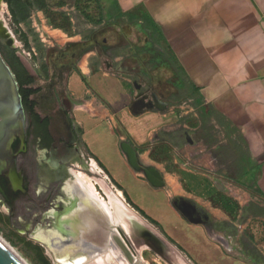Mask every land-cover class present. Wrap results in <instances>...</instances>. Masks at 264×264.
Segmentation results:
<instances>
[{
    "label": "crops",
    "instance_id": "crops-1",
    "mask_svg": "<svg viewBox=\"0 0 264 264\" xmlns=\"http://www.w3.org/2000/svg\"><path fill=\"white\" fill-rule=\"evenodd\" d=\"M111 3L102 24L110 29L102 41L96 38V32L82 38L49 24L47 33L50 32L54 42L46 45L42 66L35 61L33 72L21 57L35 78L33 86L40 87L32 98L41 119L49 120L52 147L62 141L60 134L53 131L54 119H59L68 132L78 129L80 143L101 170L122 186V193L126 191L135 204L157 220L172 244L194 263L261 264L263 250L252 238L241 237L243 229L253 220L264 224V212L254 202L256 196L264 200V0H112ZM149 17L158 27V42L152 40L150 30L144 26ZM132 26L144 37L135 46ZM124 28L127 31L122 32ZM42 37L45 40V35ZM120 40L126 41L125 47L130 51L126 55L131 56V62L133 53L139 64L138 73L124 71L122 57L112 62L106 58L108 50L124 46ZM26 49L31 58L41 52L31 43ZM178 67L186 88L178 87ZM165 82L172 88L174 98L190 95L193 118L203 123L208 137H212L213 127H219L214 115L223 121L220 125L229 137L234 131L240 133L248 150L242 164L256 172L253 187L244 184V176L235 179L208 169L212 164L200 156L206 146L191 138L196 128L184 121L183 114L173 105L177 101L147 89ZM142 90L156 93L168 103L167 109L145 108L134 113L132 103ZM201 107L212 111L207 125ZM123 141L135 147L140 168L122 149ZM43 147L47 151L49 146ZM158 152L170 154L169 161L159 158ZM195 155L198 158L193 159ZM191 159L193 166H189ZM168 165L173 169L168 170ZM147 168H155L162 174L163 186H155L147 179L144 173ZM124 178H133L138 191L150 195L145 205L141 204V197H135L124 187ZM159 194L165 198L163 205L153 201ZM156 211L164 213L160 216ZM233 213L236 222H226ZM233 230L235 233H231ZM236 234L241 239L237 240L240 256L226 251L231 244L228 238ZM261 245L264 249V241Z\"/></svg>",
    "mask_w": 264,
    "mask_h": 264
},
{
    "label": "rangeland",
    "instance_id": "rangeland-1",
    "mask_svg": "<svg viewBox=\"0 0 264 264\" xmlns=\"http://www.w3.org/2000/svg\"><path fill=\"white\" fill-rule=\"evenodd\" d=\"M46 1L48 5L40 9L38 8V1L35 0L27 20L22 22V24L15 21L12 8L6 1H1L0 3V17L10 30L11 35L15 38V43L20 48V55L23 61L33 72L35 61H39V65L43 62L46 45L49 42H54L49 37L50 32L47 33L46 27H50L49 24L60 28L64 33L76 34L82 38L90 37L96 32L95 36L100 41L105 37L106 31L110 29L103 28L104 25L102 24L106 18L107 11L112 6V0ZM119 27L123 28L122 25H119ZM121 30L122 32L127 31L125 28ZM137 30L135 26H132L133 45L135 43L139 44L144 40L142 34ZM23 34L28 35L31 46L35 50L41 49V52H38L39 55L36 56L38 59L36 57L31 58V55L28 54L29 51L26 49L24 40H21ZM42 34L45 35V40H41L43 38ZM37 35L39 36V41ZM125 44V40H120V45L124 46L108 50L106 58L112 62V59L122 57L121 64L123 70L136 74L139 70V64L134 59L133 53L132 62L131 56L126 55L130 51L126 49ZM133 50L134 48L132 47V52ZM166 51L169 55L171 54L169 48ZM147 87L149 91L156 92L157 94L160 92L171 101H177L173 105L177 106L179 112L183 114L184 121L190 127L196 128L191 138L206 146L205 152L200 156L212 164L208 169L217 175L234 177L236 179L240 173L239 165L242 156L239 155L240 153H238L235 146H240L244 153L248 152L240 133L234 131L232 137H229L227 132L224 131L223 126L220 125L223 121L219 118L217 119L214 115L213 119L215 117V121L219 127H213L211 130L212 137H208L205 134L203 123L193 118V102L192 98L189 97L190 95H187L188 93L174 98L172 96L173 90L166 82L158 87ZM36 98L41 99L39 96H36ZM45 101H49V98ZM53 121V131L60 134L62 141L53 145L49 153L45 150H40L38 160L43 164L47 163L50 167L57 166L59 162L63 161L69 163L71 167L70 175L73 178H77L80 174L85 185L93 189L97 197L102 199L105 205L110 208V211L113 212L111 230L107 233H104L103 230L102 233H98L97 237L101 239V244L99 243L100 248L97 252L90 253L87 247L82 246L80 242L69 240V237L59 233V226L57 227L52 210L41 212L33 206L24 203H19L15 209H12L0 195V234L15 248L22 258L29 264H196L164 236L160 227L150 222L130 204L124 192L122 193L121 189L112 179L101 170L98 163L80 143L78 129L74 132H68L64 129L59 119H54ZM157 156L165 161H169L170 159V154L166 155L164 152H158ZM196 158H198L196 155L193 156V159ZM188 161L189 166L194 165L192 159ZM167 169L172 170L173 168L171 165H168ZM44 173H46V170L41 172V174ZM124 180V187L129 188L135 197H141V204L145 205L146 201L149 200L147 199L149 194L138 191V186L133 182V178H124ZM46 182L47 179L42 178L37 186V191L44 189ZM68 197V190L65 187L64 190L60 191L58 198L55 200V205L61 206L60 204H63L61 202H66ZM154 200L163 205L165 198L162 194H159L158 197L153 198ZM254 202L260 204L262 208L260 212H264V200L256 196ZM154 204L151 203L150 205ZM161 209L163 210L162 207L159 210ZM156 212L160 216L164 212L168 213L166 210L164 212ZM224 217L222 216L223 221H225ZM236 218L235 213H233L230 219H226V222H229V220L236 222ZM254 222L255 224L253 225ZM257 222V220L250 222L243 229L241 238L244 240V235L248 236V239L252 238L254 244L264 252L263 247H261L264 241V238H262V235H264V224ZM258 226L259 229L257 230ZM226 228L228 229V225H226ZM174 231L176 232V230ZM226 233L229 234V232ZM231 233H235V230ZM84 236L95 237V234L89 232ZM257 236L258 241H256ZM87 237L80 238L82 241L86 238L87 240H84L86 243L91 242ZM103 237L105 238L103 239ZM228 239L231 244L227 245L226 251L240 256L241 246L237 241L240 239V234H236V236ZM69 244L71 255L66 260H63L60 257L61 252ZM261 264H264V262H261Z\"/></svg>",
    "mask_w": 264,
    "mask_h": 264
},
{
    "label": "flooded vegetation",
    "instance_id": "flooded-vegetation-1",
    "mask_svg": "<svg viewBox=\"0 0 264 264\" xmlns=\"http://www.w3.org/2000/svg\"><path fill=\"white\" fill-rule=\"evenodd\" d=\"M1 1L6 0H0V3ZM7 4L9 3L7 2ZM0 55L12 76V79L6 81L16 85L24 112V127L21 126L17 111H13L9 114L10 118L5 121V125L0 128V163L2 164L0 170V195L2 198L3 196H16V204H28L41 212L52 210L58 227L61 217H63L70 208L74 206L73 204H75V196L69 188V180L73 178L70 175V164L63 161L59 162L57 166L50 167L46 162V164H43L38 160L39 151L45 149L42 145L43 138H37L35 135L38 126L34 122L32 113L27 110L21 90L20 78L11 63H14L21 72H23L25 68L28 70V68L21 59L19 46L11 40L10 36H5L1 32ZM141 92L148 94L149 99L152 97V94L145 90ZM0 121H4L3 117H0ZM51 147L52 143L47 147V153L50 152ZM13 166L16 172L12 171ZM44 170H46V173L41 174ZM42 178L47 179L45 188L37 191V186ZM65 187L68 190L69 196L67 201H62L61 203L63 204H60L61 206L55 205V200L58 198L60 191L64 190ZM98 226H102L101 220L98 221ZM110 230L111 225L109 226L106 224L105 233L110 232ZM58 231L60 234H64L70 239L69 234L63 232L60 227ZM89 232L93 231L90 230L87 233ZM99 232L101 233L102 230L97 228V230L93 232L95 237L85 236L91 240V242L88 243L99 245L101 241V239L97 237ZM162 233L172 242L163 231Z\"/></svg>",
    "mask_w": 264,
    "mask_h": 264
},
{
    "label": "trees",
    "instance_id": "trees-1",
    "mask_svg": "<svg viewBox=\"0 0 264 264\" xmlns=\"http://www.w3.org/2000/svg\"><path fill=\"white\" fill-rule=\"evenodd\" d=\"M6 1L11 6L12 12H13L14 17H15V21L17 23L27 20L29 14H30V9L34 6V3H35V0H6ZM37 1L39 3L38 8H40V9H42L48 5L46 0H37ZM146 20H147V23L144 24V26L148 30H150L151 35H152V40L158 42V38H157L158 27L156 26L154 21L152 19H150V17H149V19L147 18ZM23 39H24V42L26 44V47H30V43H29V39H28L27 34H23ZM171 57H173V55H171ZM11 64L14 67L16 73L18 74V76L20 78L21 90H22V94L24 97V102H25V105L27 107V110L30 113H32L33 118H34V122L38 126V130H37L35 135L37 138H39V137L43 138V144L42 145L50 146V144L52 143V137L50 136L49 131H48L49 120H48V118L41 119L40 114H38L35 111L36 101L32 98L33 95L37 94L40 91V87L33 86V83L35 82V78L30 74V72L25 67H24L25 68L24 71L21 72V71H19V69L17 68V66L14 63H11ZM181 72H182L181 68H179L176 71V75L179 77L178 87L179 88H186L187 87L186 83L181 78ZM211 114H212V111L209 110V107H201V116H202V119H203L205 125H207V123L209 121V117ZM235 129L236 128L234 127L232 130L234 131ZM235 147L238 150V153H240L239 155L242 156L241 161H240V165H239V169H240L239 176L245 177L244 178L245 179L244 180L245 185H247L248 187H253L256 184V172L251 167H246L244 164H242L246 161L248 153H246V152L244 153L240 146H235ZM100 164H101V162H100ZM115 184L120 189L123 190L121 185H119L116 182H115ZM124 194H125L127 200L130 202V204L134 208H136L150 222H152V223L156 224L158 227H160V229L166 234V232L162 228V225L157 220H155L154 218L149 216L143 209H141L137 204H135L131 200V198L128 196L126 191H124ZM3 199L5 200L6 203H8V205L12 209L16 208V205H17L16 204V199H17L16 196H13V197L3 196ZM251 209H253V205L251 206Z\"/></svg>",
    "mask_w": 264,
    "mask_h": 264
},
{
    "label": "bare ground",
    "instance_id": "bare-ground-1",
    "mask_svg": "<svg viewBox=\"0 0 264 264\" xmlns=\"http://www.w3.org/2000/svg\"><path fill=\"white\" fill-rule=\"evenodd\" d=\"M0 32L5 36H10L11 40L15 43V38L11 35L8 27L3 23L1 17ZM69 188L75 196V204H73L74 206L71 207L63 217H61L59 221V227L63 232L69 234V240L76 242L78 241L82 246L87 247L90 253H95L99 250V245L101 243L99 245H96L95 243H86V241L84 242L86 238L82 241L80 237L84 238L85 233L90 230L94 232L97 230V228L103 230V232L105 233L106 224H108L109 226L112 224L111 220L113 217V212L110 211V208L105 205L102 199H99L97 197L93 189L85 185L84 180L82 179V176L80 174L77 178H72L69 180ZM99 220L102 221L101 227L98 226ZM104 238L105 237H103V239ZM0 242L9 250L12 255L16 257V259H18V261H20V263L29 264L1 234ZM88 244L92 245L88 246ZM69 255H71L70 244L69 246L65 247L64 251L61 252L60 257L61 259L66 260ZM116 255L118 256L117 253Z\"/></svg>",
    "mask_w": 264,
    "mask_h": 264
},
{
    "label": "water",
    "instance_id": "water-1",
    "mask_svg": "<svg viewBox=\"0 0 264 264\" xmlns=\"http://www.w3.org/2000/svg\"><path fill=\"white\" fill-rule=\"evenodd\" d=\"M8 79H12L11 73L0 55V117H3L4 121H0V128L5 125L11 112L17 111L20 117L21 126L24 127V112L18 95L17 87L14 83H9ZM8 80V81H6ZM137 88H141L137 85ZM168 103L161 99L156 93H152V97L149 99V95L144 92H140L132 103V111L139 113L145 108L157 109L160 111L166 110ZM190 139L189 134L187 135ZM122 149L129 156L132 163L140 168L137 163L136 149L129 141H123ZM2 164L0 163V170ZM13 172H16L15 167L12 168ZM147 179L155 186H163L162 174L155 168H147L144 170ZM0 264H22L9 250L0 242Z\"/></svg>",
    "mask_w": 264,
    "mask_h": 264
}]
</instances>
